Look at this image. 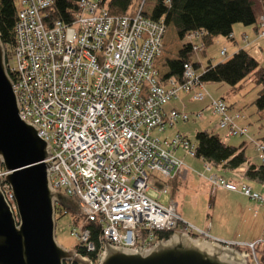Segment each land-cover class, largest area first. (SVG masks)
Instances as JSON below:
<instances>
[{
  "label": "built area",
  "instance_id": "built-area-1",
  "mask_svg": "<svg viewBox=\"0 0 264 264\" xmlns=\"http://www.w3.org/2000/svg\"><path fill=\"white\" fill-rule=\"evenodd\" d=\"M53 1L15 0V44L5 56V67L19 118L33 125L49 146L50 156L44 162L51 187L79 206L83 220L71 234L91 251L93 243L83 227L88 221L103 224L97 261L105 242L147 248L157 241L149 232L183 230L175 202L162 205L159 197L168 192L165 181L184 166L174 152L181 147L193 157L194 145L179 135L171 140L151 136L153 130L161 132L167 124L188 119L184 112L167 108L180 92L207 101L215 129L226 137L245 136L264 162L263 144L236 124L239 115L229 114L222 99L204 89L189 63L183 64L179 80L165 78L161 57L167 27L162 19L147 18L139 10L110 15L100 0H80L71 23H64L48 11ZM257 28L264 37V15ZM201 34L188 36L200 39ZM199 47L192 44L194 51ZM204 166L209 170V165ZM4 174L0 168V177ZM149 179L164 186L153 188L156 198L146 194ZM207 180L213 189L239 191L264 202L244 184H232L215 174ZM228 244L239 246L241 255L249 258L246 249ZM254 244L247 247L253 251Z\"/></svg>",
  "mask_w": 264,
  "mask_h": 264
},
{
  "label": "water",
  "instance_id": "water-1",
  "mask_svg": "<svg viewBox=\"0 0 264 264\" xmlns=\"http://www.w3.org/2000/svg\"><path fill=\"white\" fill-rule=\"evenodd\" d=\"M12 81L0 41V264H93L55 238V212L79 215L77 202L54 190L49 181L47 143L37 129L19 118ZM3 185L9 190L5 193ZM94 264H248L223 241L172 231L147 248L104 243Z\"/></svg>",
  "mask_w": 264,
  "mask_h": 264
},
{
  "label": "trees",
  "instance_id": "trees-1",
  "mask_svg": "<svg viewBox=\"0 0 264 264\" xmlns=\"http://www.w3.org/2000/svg\"><path fill=\"white\" fill-rule=\"evenodd\" d=\"M79 1L54 0L48 11L52 14L53 19L71 23L74 14L78 12ZM254 2L255 0H100L99 5L104 7L110 15H132L139 10L147 18L162 19L167 28L172 27L180 40L192 32H201L200 46L202 47L207 46L217 36L227 37L234 24L252 26L256 30L260 14L254 9ZM260 2L264 13V0H260ZM15 3V0H0V41L5 46L6 56H9L10 49L15 44ZM191 54L192 44L190 42L183 43L173 58L165 60V78L173 77L179 80L184 63H189L196 70L199 64L190 60ZM248 74L253 75V81L258 86L254 104H256L258 111H263L264 68L259 66L257 61L243 49L236 51L227 61L206 65L198 73V80L204 84L223 82L228 85H235ZM257 139L264 146V136ZM193 156L200 159L204 165L219 168L223 172L233 171L242 165H246L243 176L250 182L264 185V162L255 164L249 160L245 154V142L237 146L230 145L222 141L218 133L200 130L195 135ZM176 176L165 181L166 185L171 186L172 192L177 189L179 184L176 181ZM248 199L264 204L262 201ZM58 210L61 209L57 207L55 214L58 213ZM62 214L63 212L59 215ZM70 214L73 226L83 220L81 215ZM102 226V222L96 220L86 222L83 227L89 231L88 240L93 243L94 250H87L82 242L73 247L76 253L87 257L93 264L97 262L96 252L99 249ZM149 234L158 240L165 239L170 232L154 230ZM190 234L196 235V230L192 229ZM235 247L241 250L239 246ZM254 253L256 258H247L248 264H264V240L255 243ZM255 260L257 263L254 262Z\"/></svg>",
  "mask_w": 264,
  "mask_h": 264
},
{
  "label": "rangeland",
  "instance_id": "rangeland-1",
  "mask_svg": "<svg viewBox=\"0 0 264 264\" xmlns=\"http://www.w3.org/2000/svg\"><path fill=\"white\" fill-rule=\"evenodd\" d=\"M255 31L256 34L259 36L258 28ZM217 37L215 41L213 40L207 46H202L199 47L198 50L192 51L190 60L199 64L198 68L196 69L197 73H200L203 68L208 64H217L219 62H224V60H229L231 56L235 53L234 52L233 54H231L230 49H228L233 45L230 41H226L225 38L222 36ZM218 40H221L223 42H218ZM164 42L166 45L161 57V65L163 66V68L165 60L173 58L177 50L183 43L190 42L191 44H196L197 46H199L201 43L198 38L189 37L188 35L184 36L180 40L176 36L172 27L170 26L166 30ZM242 42H244V46V44L247 45L248 40ZM257 49H259V47H257ZM221 50H223L225 53L220 54ZM246 52L252 58H254L248 51ZM204 85V89L213 97H219L225 101L226 105L228 106V111L230 113L233 111L239 112L240 116L244 118V128L246 129L247 135L251 136L256 143H259L260 141L257 138L264 135V110L258 111L256 104H254V100L257 97L258 86L255 85L253 81V75L248 74L245 78L237 82L235 85H228L223 82L205 83ZM205 102L206 101H198L192 99V95L190 92L187 94L180 92L178 94V99L172 100L167 105V108H172L173 105L176 106L177 110H180L181 112H184L188 115V119L186 121L178 119L170 127L167 124L164 130L161 132L153 130L151 131V136L157 137L160 140H171L172 138H175L176 135H179L182 139H187L190 144L194 145L195 135L198 131L213 130L214 119L210 115L209 109L206 106L204 107ZM219 134L221 136L222 141L230 145L237 146L240 141H244L245 154L248 156L249 160L255 164H259L261 162V159L259 158L254 143L248 142L245 136L236 135L231 137H224L222 132ZM174 154L178 157H183L184 159V166L178 173L179 177L182 179V184L177 185V189L174 192H172L173 190H171V186L167 184L168 192L166 194H162L161 199L159 197V201L162 205H167L169 200H173L178 204L177 213L179 219L184 222H180L179 228L183 229L181 231L186 232L185 230L196 229L197 234H199L198 232L201 233L200 236L207 237L209 240H214L207 232L210 228V224L207 223H209L210 221L209 215L213 209V196L209 192V187L206 185L207 182L205 181L204 177H207L212 174H215L217 176H220L219 174H222L225 177H230L234 179L236 182H245L250 185H253L254 182H250L247 178L243 176V170L246 165H242L233 171L226 172L221 171V169L219 168L213 167H210L209 170H205V166L200 159L195 158L194 156H187L185 154V151L181 147H179L174 152ZM188 173L191 176L190 180L188 178V181H186L185 178ZM198 174H202L203 177H200ZM147 183L149 186V190L146 192V194L151 198L157 197L156 190H162L164 188L162 183H155L153 180L150 179ZM153 188H155L156 190H154ZM234 195L236 196L237 194ZM223 201L224 199L215 198V211H222L223 206L221 202ZM247 201L245 200L246 203ZM56 216L57 219L55 221V238L59 245L66 249H71L79 243L78 238L71 235L72 216L70 212L63 213L62 215L56 213ZM216 217L217 216H215V218ZM259 219L261 221V229V226L264 223V213L259 216ZM234 220V223H230L229 227L225 228H230L231 226L233 228H244L241 227V221L239 217L236 216ZM186 225H192V227H184ZM202 228L206 230H203ZM190 233L191 232H188L187 234L191 235ZM225 243L240 245L243 249H246L247 253L249 254V258H256L254 253L255 242ZM249 244H254L253 251H251L247 247V245ZM254 262H256V260Z\"/></svg>",
  "mask_w": 264,
  "mask_h": 264
},
{
  "label": "crops",
  "instance_id": "crops-1",
  "mask_svg": "<svg viewBox=\"0 0 264 264\" xmlns=\"http://www.w3.org/2000/svg\"><path fill=\"white\" fill-rule=\"evenodd\" d=\"M254 9L259 14L263 12V6L260 0H255ZM231 35H232L231 38L224 37L226 41H230L233 44L232 47L228 48L230 49L231 54L241 49L248 51L257 61L259 66L264 68V37L258 36L252 26H246L242 24H234L232 26ZM247 40H248L247 45L244 44L243 46L244 42L242 41H247ZM218 42H223V41L218 40ZM257 47H259V49H257ZM206 104H207V101L205 102L204 107L206 106ZM173 108L176 109V106L173 105ZM229 114L239 115V117L235 120L236 124L239 125L240 127L245 126V123L243 122L244 118L240 116L239 112L233 111L231 113L229 112ZM212 131L218 134L222 132V131L219 132V130H216L215 125L213 126ZM242 142L244 141H240V143ZM179 158H181L182 161L184 162L183 157H179ZM219 175L223 179H225L226 181L232 184H235V185L244 184L250 187L253 191L259 193L261 196L264 197V185H261L256 182H254L253 185H250L245 182H236L234 179L230 177H225L222 174H219ZM190 176L191 175L188 173V175L185 178L186 181H188V178L190 180ZM176 177H177L176 181L181 185L182 179L179 177L178 174ZM200 177H203V176L201 175ZM204 179L207 182L206 185L209 187V192L213 196V209L209 215L210 221L209 223H207V224H210V228L207 231L208 234L214 240H219L223 242H241V243L255 242L256 243L259 241H263L264 240V223L262 224L261 229H260L261 221L259 219V216L262 213H264V204L252 202L251 200L248 199V197L242 195L239 191H230L222 187H215L213 189L211 183L207 180V177H204ZM234 194H237V195L235 196ZM215 198L224 199V201L221 202L223 209L220 212L215 211V207H214ZM245 200L246 201L249 200V201H247L246 203ZM175 204H176V212H177L178 204L176 202ZM215 216L217 217L215 218ZM236 216L239 217L241 221V227H244V228H233L232 226L230 228H225V227H229L230 223H234L235 221L234 218ZM203 230H206V229H203Z\"/></svg>",
  "mask_w": 264,
  "mask_h": 264
},
{
  "label": "flooded vegetation",
  "instance_id": "flooded-vegetation-1",
  "mask_svg": "<svg viewBox=\"0 0 264 264\" xmlns=\"http://www.w3.org/2000/svg\"><path fill=\"white\" fill-rule=\"evenodd\" d=\"M61 209V208H60ZM59 214L61 213V212H63V213H67V212H64V210L63 209H61V210H58L57 211ZM79 215H80V213H79ZM55 217H56V214H55ZM72 227H74L73 225H72Z\"/></svg>",
  "mask_w": 264,
  "mask_h": 264
},
{
  "label": "bare ground",
  "instance_id": "bare-ground-1",
  "mask_svg": "<svg viewBox=\"0 0 264 264\" xmlns=\"http://www.w3.org/2000/svg\"><path fill=\"white\" fill-rule=\"evenodd\" d=\"M192 51H194V50L192 49Z\"/></svg>",
  "mask_w": 264,
  "mask_h": 264
}]
</instances>
